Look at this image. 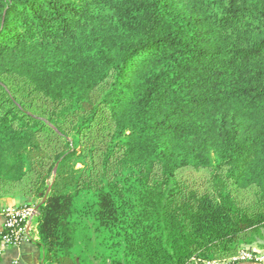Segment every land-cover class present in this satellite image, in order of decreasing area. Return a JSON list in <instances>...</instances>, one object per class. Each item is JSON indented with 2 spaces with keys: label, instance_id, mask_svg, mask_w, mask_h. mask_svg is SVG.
I'll list each match as a JSON object with an SVG mask.
<instances>
[{
  "label": "trees",
  "instance_id": "1",
  "mask_svg": "<svg viewBox=\"0 0 264 264\" xmlns=\"http://www.w3.org/2000/svg\"><path fill=\"white\" fill-rule=\"evenodd\" d=\"M5 198L38 200L44 264L262 239L264 0H0Z\"/></svg>",
  "mask_w": 264,
  "mask_h": 264
},
{
  "label": "built area",
  "instance_id": "2",
  "mask_svg": "<svg viewBox=\"0 0 264 264\" xmlns=\"http://www.w3.org/2000/svg\"><path fill=\"white\" fill-rule=\"evenodd\" d=\"M3 225L0 232V257L7 247L17 246L27 241L26 223L37 215L35 206L22 204L8 207L2 212ZM264 264V254L254 249H240L234 256L224 260L201 261L197 264Z\"/></svg>",
  "mask_w": 264,
  "mask_h": 264
},
{
  "label": "crops",
  "instance_id": "3",
  "mask_svg": "<svg viewBox=\"0 0 264 264\" xmlns=\"http://www.w3.org/2000/svg\"><path fill=\"white\" fill-rule=\"evenodd\" d=\"M22 204L23 200L19 198H9L0 201V232L3 225V210L8 207H16ZM35 218L36 215L26 223V230L28 232L27 241L17 246L5 248L0 257V264H44L41 258V250L38 246L37 225ZM258 247L260 249H258ZM258 247H256L257 249L254 248V250L264 254V242Z\"/></svg>",
  "mask_w": 264,
  "mask_h": 264
},
{
  "label": "rangeland",
  "instance_id": "4",
  "mask_svg": "<svg viewBox=\"0 0 264 264\" xmlns=\"http://www.w3.org/2000/svg\"><path fill=\"white\" fill-rule=\"evenodd\" d=\"M5 199H9V198H5ZM1 200H4V199H1ZM36 203H38V200H26V201L23 200V204H30V205H33L35 207H36ZM263 242H264V237L262 239L257 240L252 246L246 247V248H248V249H254V248L258 247L259 245H261ZM258 249H260V248L258 247ZM94 264H98V262H94Z\"/></svg>",
  "mask_w": 264,
  "mask_h": 264
},
{
  "label": "water",
  "instance_id": "5",
  "mask_svg": "<svg viewBox=\"0 0 264 264\" xmlns=\"http://www.w3.org/2000/svg\"><path fill=\"white\" fill-rule=\"evenodd\" d=\"M49 189H50V187L48 188L47 193H48ZM45 197H46V196H45ZM45 197L43 198V200L41 201V203H40L39 205H42V204L44 203V201H45ZM38 207H39V206L35 207V212H37Z\"/></svg>",
  "mask_w": 264,
  "mask_h": 264
}]
</instances>
